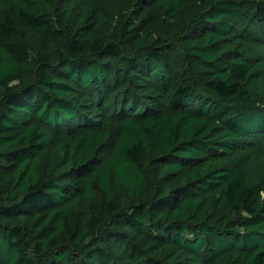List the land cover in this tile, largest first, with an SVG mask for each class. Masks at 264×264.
<instances>
[{
	"label": "trees",
	"instance_id": "16d2710c",
	"mask_svg": "<svg viewBox=\"0 0 264 264\" xmlns=\"http://www.w3.org/2000/svg\"><path fill=\"white\" fill-rule=\"evenodd\" d=\"M0 264H264V0H0Z\"/></svg>",
	"mask_w": 264,
	"mask_h": 264
}]
</instances>
